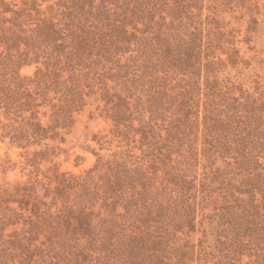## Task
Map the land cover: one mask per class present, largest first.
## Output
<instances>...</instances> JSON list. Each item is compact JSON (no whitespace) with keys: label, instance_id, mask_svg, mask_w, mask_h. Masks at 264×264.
<instances>
[{"label":"trees","instance_id":"1","mask_svg":"<svg viewBox=\"0 0 264 264\" xmlns=\"http://www.w3.org/2000/svg\"><path fill=\"white\" fill-rule=\"evenodd\" d=\"M260 15L259 0H0V140L32 168L11 180L0 162V264H264V81L245 71ZM92 102L109 130L91 166L64 169Z\"/></svg>","mask_w":264,"mask_h":264},{"label":"rangeland","instance_id":"2","mask_svg":"<svg viewBox=\"0 0 264 264\" xmlns=\"http://www.w3.org/2000/svg\"><path fill=\"white\" fill-rule=\"evenodd\" d=\"M259 4L261 12L260 20L263 23L259 26L260 30L254 35L252 44L258 49V53L255 54L256 58H254L253 66L247 68L245 71L258 79L261 76L264 81V0H259ZM253 53L252 51L251 54ZM34 70V65L22 68V72L25 74H32ZM232 73L235 74L237 71L233 70ZM96 104L97 102H92L84 111L78 114L75 128L70 134L68 142L65 144V151L62 152L58 159L62 163V168L80 172L94 163L96 157L91 152V149L96 146V143L91 139L92 134L99 131L106 133L110 127L109 120L101 117H91V113L95 110ZM78 155L82 157L78 159ZM5 158H9L11 163L14 164V169L8 172L9 179L27 178V173L32 168H26L21 150L16 146L0 140V162ZM77 160H80L81 164L76 165Z\"/></svg>","mask_w":264,"mask_h":264}]
</instances>
